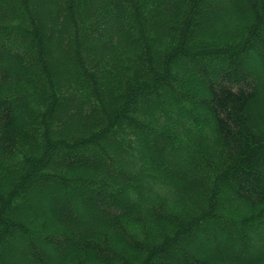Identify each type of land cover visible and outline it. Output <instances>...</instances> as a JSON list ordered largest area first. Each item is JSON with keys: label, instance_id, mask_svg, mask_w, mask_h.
<instances>
[{"label": "trees", "instance_id": "16d2710c", "mask_svg": "<svg viewBox=\"0 0 264 264\" xmlns=\"http://www.w3.org/2000/svg\"><path fill=\"white\" fill-rule=\"evenodd\" d=\"M42 1L0 0V264H264V0Z\"/></svg>", "mask_w": 264, "mask_h": 264}, {"label": "rangeland", "instance_id": "374dc122", "mask_svg": "<svg viewBox=\"0 0 264 264\" xmlns=\"http://www.w3.org/2000/svg\"><path fill=\"white\" fill-rule=\"evenodd\" d=\"M45 1V2H44ZM216 1H218V0H208L207 1V3H208V5L210 6V7H212V10H211V12H210V14H212V17H211V19L212 18H214L213 20L216 22V23H218V22H223L224 23V18H225V16H226V14H228V13H226L228 10L227 9H229L228 8V6H226V4H225V7H226V9H221V10H217V12H216V10L214 11L213 9H215V5L217 4L216 3ZM50 2H51V0H43L42 1V6L40 7L41 9H42V11L45 13L49 8H50ZM222 2H223V0H222ZM209 9V8H208ZM208 10H206V11H204V13L202 14V17L204 18V17H208L209 18V16H208ZM114 26V25H113ZM55 49V48H54ZM260 78L262 79V81L264 82V73L261 71V74H260ZM260 89H261V87H260ZM260 92L261 91H259V93L258 94H260ZM260 97H258V99H259ZM257 99V100H258ZM69 113V110L65 113L66 115ZM54 198H55V196H53L52 197V199L50 200V202L49 203H51L52 204V202H53V200H54ZM85 220H87V219H85ZM88 222V224H89V222L91 223V220H89L88 219V221H86V223ZM201 244L202 245H204V246H206V249L204 250V251H200V250H196V253L195 254H198V255H202V256H208L210 253H212L214 250H212L211 248L209 249V247H211V246H213L214 244H213V242H211L210 241V239H207V240H205L204 241V239L203 238H201ZM191 249H193V247L191 248ZM192 252H193V250H192ZM224 253V252H223ZM16 257H18V255H17V253L15 252V253H13L12 255H11V259L12 260H15V258Z\"/></svg>", "mask_w": 264, "mask_h": 264}]
</instances>
